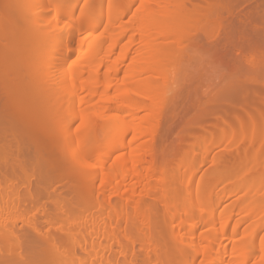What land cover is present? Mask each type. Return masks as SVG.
<instances>
[{
  "label": "bare ground",
  "instance_id": "bare-ground-1",
  "mask_svg": "<svg viewBox=\"0 0 264 264\" xmlns=\"http://www.w3.org/2000/svg\"><path fill=\"white\" fill-rule=\"evenodd\" d=\"M12 3L13 20L6 31L12 36H7L4 49L0 46L6 53L1 57V49L0 115L7 123L0 121V264H123V254L129 255L123 230L131 244L141 241L135 220L147 231L150 262L155 257L166 264L168 257L158 253L164 250L156 235L158 224L140 199L149 193L161 196L172 237L169 248L178 251L181 264H247L245 260L257 250L260 259L250 264H264V241L259 247L255 243L264 227V201L247 197L252 189L258 193L264 186V161L259 155L264 152V0H110L105 15L96 19L88 16L100 9L103 0H86L84 18L74 26L63 21L72 16L67 0ZM40 7L51 15L40 17ZM135 7L130 26L120 30L125 11ZM2 16L0 11V20ZM57 21L63 23L61 27ZM42 22L47 25L41 26ZM101 27L103 32L96 36ZM80 33L84 35L77 38ZM25 38L30 46L24 52ZM195 48L207 52L226 72L217 107L214 112L209 109L217 114L216 144L230 142L227 151L236 157L231 153L234 161L218 157L227 165L221 171L216 167L219 172L212 175V196L203 197L206 185L201 182L193 204L192 177L197 169L189 167L190 155L185 150L175 152L179 168H174L175 175L167 162L159 165L154 152L171 78L166 75L161 81L166 90L152 87L155 82L149 78L158 65L177 66ZM53 54L58 62L54 69L49 61ZM5 56L12 59L8 67ZM39 57L48 59L42 69ZM8 68L13 72L8 73ZM8 74L12 77L6 80ZM57 76L61 83L54 90ZM210 111L205 110L212 119ZM99 113H108V120L97 128L94 117ZM102 126L108 135L100 142L96 133ZM242 144L249 149L243 151ZM210 152L203 151L202 161ZM228 164L238 166L227 169ZM247 176L257 183L245 186L237 198L234 207L240 218L228 234L227 222L217 228L225 215L215 214L221 200L214 193L242 183ZM259 176L262 182L256 180ZM180 180L184 191L178 187ZM222 193L226 198L237 195L225 189ZM254 220L258 224L245 230L228 261L224 239L236 240L240 227ZM200 229L201 237H196Z\"/></svg>",
  "mask_w": 264,
  "mask_h": 264
},
{
  "label": "rangeland",
  "instance_id": "rangeland-1",
  "mask_svg": "<svg viewBox=\"0 0 264 264\" xmlns=\"http://www.w3.org/2000/svg\"><path fill=\"white\" fill-rule=\"evenodd\" d=\"M12 1L13 0H1L0 1V4L2 3V5L0 6L1 7L0 11H1V14L3 15L1 20H0V27H1L0 31L3 30L2 26H3L4 29H6L5 32H3L4 34L0 32V46L3 49L5 48L3 46H5V45L7 46V41L9 40V38H7V36L8 37L12 36V35L11 36L8 35L7 32H6L11 27V20H13L12 19L13 17L11 16L12 15L11 7L13 6V3L10 4ZM74 1H76V2H74ZM109 1L108 0H103V4L100 7V9H99V7H97L95 9L94 13L89 14L88 19H96L98 17H101V14L105 15V11H106V8H107V5H108ZM85 2H86V0H67L68 9L71 11L72 16H71V19H68V20L65 19L63 21H68L74 26L77 21L79 22L82 18H84L83 12L85 10ZM25 3L26 2H24V1L21 3L23 8L26 6ZM119 4H121V6L120 5L119 6L121 7V10H122L123 9V1L121 3H119ZM10 5H12V6L10 7ZM13 8L14 7H12V9ZM135 9H136V7L134 9L129 10V11L128 10L125 11V15H124L125 17L122 16L123 14L121 15L123 17V19L121 18L122 20H120V22L118 23L119 29L121 27L122 28H124V27L126 28V27L130 26V24H131L130 21H131L132 16H134ZM121 13H122V11H121ZM13 14H15V13H13ZM49 15H51V12L49 11V9H46L44 7H40V9H39V16L40 17H46V16H49ZM14 19H15L14 21H16V17H14ZM14 21H12L13 24H14ZM61 24H63L61 21L60 22L59 21L56 22V25L58 27L59 26L61 27ZM42 25L45 26V25H47V23L46 22H42L41 26ZM102 27H104V26H102ZM102 27L98 31L96 36H99L103 32L102 31V29H103ZM116 30H118V28H116ZM10 34H12V33H10ZM83 35H84V33H80V34H77L76 37L80 38ZM28 40L26 38H25V41L23 40V44L25 43V46L24 45L22 46V49L24 48L23 49L24 52L26 51L25 49L29 48V46H30V45L27 44V43H29ZM10 41H13V40H10ZM9 43L10 42H8V44ZM26 45H28V46H26ZM2 48H0V51H1ZM3 49H2V51H3ZM2 51H1L2 55L0 54L1 57L4 54H6V53H4V51L3 52ZM27 52H28V50H27ZM102 55H104V53ZM55 56L56 55L49 57V58H51V59H49V61H51V64L53 66L52 69H54L55 64L58 63L56 60H54ZM185 56H187V57L186 58L184 57L185 59L183 60V62L181 64H178L177 66H172V67L169 68V67H167V65H165V63L161 64V65H158L157 67H155L156 68L155 71L153 70L154 72L150 73L153 76L152 77L150 75L151 78H153V79H151V78H149V79H150V81L153 82L152 84H154V82H155L156 85L154 84L152 86L154 88L158 85L159 87H161V90H166L165 87H167L169 85L167 87V93H166L167 98H166V96L164 97L166 100L164 99V103H163L164 116L161 114L163 116V120H161L162 122L160 121L162 123L161 124L162 127H160L159 129L162 128L161 129L162 132L160 133V130H159V133L161 134V136H160V134H158L159 138L158 137L157 138L159 140L156 139V142H155L157 147H156V145L154 146V147H156L154 152H156V150H157V152H156L157 154H155L156 157H157V160H158L157 162L159 163L160 166H162L163 163L165 164V162H167L168 167L170 166L171 168H173L171 170L173 171V174H174L175 172L178 173V171L176 169H174V168L177 167V169H179L178 168V164L176 163V160H175L176 158H174L177 155V153H175V152H178L177 150H181V151L185 150V152L188 153V155H190L189 167L190 168L193 167V168L197 169L196 173H194L195 177L194 176L192 177L193 178L192 179V193H193V197H191V199H192L191 202L193 204H195V202H196V200H195V192L196 191L195 190H196V188H197V186L199 184L202 185V183H203L204 185H206L205 186L206 187L205 190H204V187L202 188L203 189V191H202L203 197L210 198L212 196V194H211V192H212V190H211L212 181L210 182V180L213 179L212 175H214V174L217 175L218 174L219 170H217L216 167L218 169H220L221 166H224V164L227 165V163H225L226 161L223 162V160H222L223 163L222 162H218V160H219L218 157H220V159H224L223 158V156H224L225 160L230 161V160H233L236 156L234 157L235 152H233V153L230 152L233 155V159H232L231 158L232 156H230L231 154L227 151V148L228 149L230 148L229 147L230 146V142H226V143L222 144L221 145L222 147H220L219 145L216 144L215 135H217L218 126H217V124L215 122L217 120V118H216L217 114L215 113L216 115H212V112L210 111L211 108L209 109V107H212V111H213L214 108L216 109V107H217V105H216L217 104V102H216L217 93L219 94V91H220L219 88L221 89V86L225 85V83H224L225 82L224 73L226 74L225 70H223L222 67H220L219 65L217 66L213 62L211 56L210 55L208 56L207 52L205 54V51H202L201 49H198V48L196 49L195 48V50L194 49L188 50ZM9 58H12V57L10 56ZM11 60L12 59H8L7 67L10 65V64L8 65V62H10ZM37 60H39L38 61L39 62L38 66L39 67L41 66V69H42V66H44L45 62H47L48 59H45L44 57H39V59L37 58ZM54 61H56V62L54 63ZM68 61H67L68 63L66 62V66L67 67H68V65L70 66V64H71V60H68ZM11 64H12V61H11ZM7 67H5L6 68L5 71H7ZM12 68H13V66H12ZM2 70H4V69L2 68ZM8 70H9L8 73L13 72V70L11 71L10 68H8ZM2 72L0 73V76H1ZM8 75L9 76H8V78L6 77L7 78L6 80L11 79V77H12L11 74H8ZM166 75H168L171 78V80H169L167 86L164 85V84L162 86L163 82H161V81H163L162 79ZM2 76H3V74H2ZM68 80L66 82L67 87L68 86L71 87L72 86L71 85V81L69 80L70 81L69 82ZM60 83H61V78L57 76L55 81H53V89L54 90H58L59 86H60ZM222 84H224V85H222ZM37 97H39V96H37ZM142 99H143V97L141 99L139 97V100L142 101ZM143 101H144V99H143ZM210 102H212V103H210ZM76 103H78V101L74 103L75 104V108H78L79 106L76 105ZM207 108H208V111H210L211 115L213 116V117L211 116L212 119H210V116H209L210 113L205 112V110ZM4 113H6V112H4ZM25 113L23 111V113H22L23 115L22 116H24ZM204 113H208V116H207V114H204ZM99 114H97V116L99 115L98 117H100V118L94 117V119L96 120L97 128H98V126L100 127L101 125H106L107 122L105 120H108V116H106L108 113H105V114L104 113H99ZM6 115H7V113H6ZM204 115H206L207 120L210 119L211 122H209V121L207 122L205 120L206 117H204ZM4 116L5 115H3V117ZM94 116H96V115H94ZM214 116H215L216 120H215ZM19 117H20V115L18 116V118ZM0 118L2 119V115H0ZM1 119H0V121L2 123H3V121L5 122L4 119H2V120ZM22 119H23V117H22ZM24 119L21 120V122H24ZM18 120L20 121V119H18ZM43 120L41 119V122H43ZM6 121H7V119H6ZM211 126H213V128ZM71 129L70 130L73 131L75 129V126L74 125L71 126ZM201 131H203V132H201ZM97 133H96V135L98 137L97 136L96 137H97L98 141H100V142L104 141L106 139L107 135H108V131L104 128V126H102V128H100ZM198 134H200V135H198ZM203 134L205 136H203ZM200 136H202L204 138H202V137L200 138ZM55 137L58 140V142H56L57 140L55 139ZM55 137H54V140L57 143V145L59 146V144H60L59 147L57 146V152L58 151L61 152V148H62L61 141L59 140V137H58L57 134H56ZM199 138L200 139H204V140L201 141ZM198 140H200L202 142L200 144V147H199V143L196 142ZM197 143H198V146H196ZM193 145H195V147H193ZM224 145L226 147H224ZM242 145L244 146V147L242 146V148H243L242 150L243 151L246 148H247L246 150L249 149L247 144H242ZM198 147L201 148V149H199ZM202 149H204V150L208 149L209 152L211 151L210 153H208V156L204 158V160H203L204 163L202 161V159H203L202 157L203 156H201V154L203 153L204 150L202 152H200ZM220 149L221 150L223 149V150L226 151L225 152V151L222 150V153L225 152L226 155L229 153V155L225 156L224 153L223 154L220 153L221 152ZM242 150H241V152L243 153ZM104 151H105L104 154H106L107 151L106 150H104ZM237 154L239 155L238 152H237ZM217 155H219V156H217ZM238 155H237V158H238ZM259 155L264 157V152H262V153L260 152ZM263 157H262V160L264 161ZM196 158H198V159H196ZM228 158H231V159H228ZM236 159H235V161H236ZM192 160H194V161L192 162ZM214 160L217 161V163ZM219 161H221V160H219ZM237 161H239V160L237 159ZM172 164H173V166H172ZM236 164H239V163H236ZM231 165H233V164H231ZM229 166L230 165L228 164L227 169H228ZM235 166H231L229 168H233ZM237 166L235 168H237ZM68 167L70 168V166H68ZM170 167H169V169H170ZM71 168L73 169L72 166H71ZM223 169H225V168L222 167L220 169V171L223 170ZM214 171H218L217 174ZM232 171H230V172H232ZM230 172H227V173H230ZM176 173H175V175H176ZM195 174H197V175H195ZM215 175H214V177H216ZM204 176H206V177H204ZM263 177H264V174L261 176L262 179L259 176V177H256V180H258V179L260 180L261 179L263 181L264 180ZM249 179H251V180H249ZM261 180H260V182H262ZM254 182L255 181H253V177L247 176L246 178H244L242 183H238L236 186H230L229 184H228V186H225V188H224L225 190L236 191L237 195L235 197H233V198H226L225 194L222 193V191L224 189L222 191L218 190L216 193H214V195H216L218 197V200H221L219 202L220 204L217 207L215 214H217V216L219 214L220 215L222 214V217H223V213L225 215V218H222L224 220L222 221V219H221L220 223L217 224V228L218 229L220 227H222L224 222H227L228 223V227L226 226L225 229H227V233L228 234L231 232V230L233 228V224H235V222L240 218L238 216L237 211L235 210V207H234V205L236 203L239 204V200H237V198L244 193L243 188L245 186H251L252 184L254 185V184L257 183V182L256 183H254ZM96 184H98V183H96ZM258 184H260V183L258 182ZM60 186L61 185L59 184V187ZM178 187H179V189H182V191H184L182 180H180L178 182ZM262 188L263 189H261L258 192V193H260L259 196H258V193L257 192L255 193V190H253V189L251 190V192H254L255 196H254V193H251L249 195L250 192H248L247 193L248 196L247 195L246 196L249 197V198H252V199H248V200L249 201H253V200L257 201V199H258L259 201H264V194H263L264 193V186ZM256 194H257V196H256ZM140 199L144 202L145 208L150 213H152L153 218H154V220L156 222V225L158 224V228H157L158 230L156 229L157 230L156 231V235L158 237L159 242H161V244H162V245L160 244L161 247L163 246L162 248H164V250L162 249V251H159L158 253H160V254L163 253L162 255H165V256L168 257L169 260H167L166 264H176L177 262H179L178 260H180V259H178V257H179L178 254L179 253H178L177 250L173 249L174 250V252H173V250L171 248H169L171 246L169 243L172 240V237L170 236V233H169L170 232V226L168 227V225H166V222H165V219H164V216L166 215V210H165V207L163 206V204L161 202V196L158 193H155V194H152V193L150 194L149 193V194H142L140 196ZM124 204H126V202L123 199V205ZM227 210H233V211H231V213L228 214ZM128 211H129L130 217H133L132 209L130 207H128ZM135 223L137 224V228H138V230H136L135 232L140 237L141 241L139 243H137V244H134V245L131 244L130 242H128L126 240L125 234H124V230H123V244L124 245L126 244L128 246V249H129V252H128L129 255L127 256V258H125L124 254H123V264H127L129 261H132V259H133V261L131 263H128V264H147V263L148 264H160L158 261H156L154 256H153L154 258L152 257V254H151V257L153 259H151V262L148 259L147 253L149 251L147 252V250H146V248H147V239H146L145 234H144L145 229H143L141 224H139L136 220H135ZM257 224H258V221L254 220L252 222H248V223L244 224L243 226H241L240 230H239L240 234L238 233V237H236V240L232 241V240H229L227 238L224 239V245L225 246L227 245V252L225 254V256L227 257V260L228 259L230 260L231 249H232L233 245L237 244L238 242H240V241H242L244 239L245 230H247V228H249V227L250 228L255 227ZM123 229H124V224H123ZM263 229H264V227L262 228V230L259 231V233L260 232L261 233L260 234L257 233V235H256V239H255L256 242L255 243H256V245L258 247H259L260 243H262V241H264L263 240L264 239V230ZM202 231H203L202 229L197 230L195 236L196 237H199V236L201 237ZM145 232H147V231H145ZM174 258H175V260H174ZM259 259H260V252L257 250L255 255H254V257H251V259H248V260H245V261H246L247 264H250V263H252L254 261H258ZM171 260H173L174 262L171 261ZM238 260L241 261L242 259H238ZM199 262L197 261L196 264L197 263L201 264V261H199Z\"/></svg>",
  "mask_w": 264,
  "mask_h": 264
}]
</instances>
